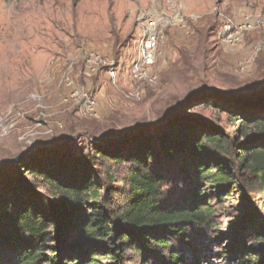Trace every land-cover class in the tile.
Instances as JSON below:
<instances>
[{
	"label": "rangeland",
	"instance_id": "rangeland-1",
	"mask_svg": "<svg viewBox=\"0 0 264 264\" xmlns=\"http://www.w3.org/2000/svg\"><path fill=\"white\" fill-rule=\"evenodd\" d=\"M140 11L169 22L151 69L155 80L138 87L129 72ZM91 54L112 61L116 76L92 71ZM227 110L264 116V0H0V175L44 154L96 163L94 148L121 153L171 117L232 137L240 123ZM98 161L102 181L105 174L123 178L127 164ZM175 165L162 166L165 203L183 191ZM244 179L240 190L236 183L227 197L209 198V226L187 230L182 255L234 264L231 232L244 207L264 198L263 190L247 192ZM208 190L200 184L201 193Z\"/></svg>",
	"mask_w": 264,
	"mask_h": 264
},
{
	"label": "trees",
	"instance_id": "trees-1",
	"mask_svg": "<svg viewBox=\"0 0 264 264\" xmlns=\"http://www.w3.org/2000/svg\"><path fill=\"white\" fill-rule=\"evenodd\" d=\"M234 113L232 137L171 117L121 153L94 148L96 163L44 154L11 167L0 175V264H199L181 248L189 228L209 226V198L227 197L242 177L247 192L264 193V116L226 111ZM98 160L127 164L123 178L102 181ZM165 163L176 164L183 189L170 203L162 201ZM258 206L244 207L231 232L234 264H264V198Z\"/></svg>",
	"mask_w": 264,
	"mask_h": 264
},
{
	"label": "built area",
	"instance_id": "built-area-1",
	"mask_svg": "<svg viewBox=\"0 0 264 264\" xmlns=\"http://www.w3.org/2000/svg\"><path fill=\"white\" fill-rule=\"evenodd\" d=\"M136 21L139 32L137 36V51L136 59L132 63L129 72V79L139 87V85L155 80V77L151 74V69L155 65L156 59L161 52V29L163 26L168 25L169 20L163 13L152 15L145 11H140L136 16ZM86 62L92 71L95 67H103L106 69L107 75L111 78L116 76L117 67L112 61H108V59L91 54L86 59ZM137 89L131 93H139ZM72 95L75 96L77 93H73ZM92 104L90 103V105Z\"/></svg>",
	"mask_w": 264,
	"mask_h": 264
}]
</instances>
